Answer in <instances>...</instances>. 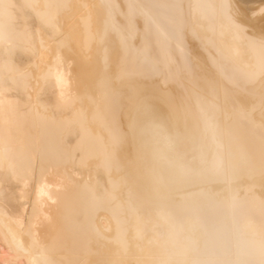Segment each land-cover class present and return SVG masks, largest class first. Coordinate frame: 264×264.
I'll return each mask as SVG.
<instances>
[{
	"label": "bare ground",
	"instance_id": "obj_1",
	"mask_svg": "<svg viewBox=\"0 0 264 264\" xmlns=\"http://www.w3.org/2000/svg\"><path fill=\"white\" fill-rule=\"evenodd\" d=\"M0 264H264V0H0Z\"/></svg>",
	"mask_w": 264,
	"mask_h": 264
},
{
	"label": "rangeland",
	"instance_id": "obj_2",
	"mask_svg": "<svg viewBox=\"0 0 264 264\" xmlns=\"http://www.w3.org/2000/svg\"><path fill=\"white\" fill-rule=\"evenodd\" d=\"M161 20H163L162 22L164 23V25H165V27H166V33L168 34V35H170V36H172L173 34H175L176 33V30H175V28H173V27H169L168 25H167V22L164 20V19H161ZM149 31V32H148ZM147 33H148V35L151 37V34H152V27L151 26H149V28L147 29ZM187 47V44H185L184 43V47ZM186 49V48H185ZM156 50H154V52H155ZM185 54V58L186 59H188V50L186 49V52L184 53ZM187 62H188V60H186Z\"/></svg>",
	"mask_w": 264,
	"mask_h": 264
}]
</instances>
